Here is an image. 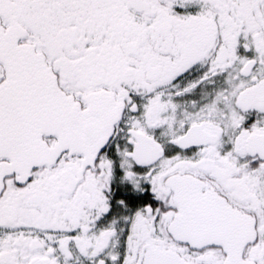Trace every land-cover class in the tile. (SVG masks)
Wrapping results in <instances>:
<instances>
[{
	"label": "snow or ice",
	"instance_id": "1",
	"mask_svg": "<svg viewBox=\"0 0 264 264\" xmlns=\"http://www.w3.org/2000/svg\"><path fill=\"white\" fill-rule=\"evenodd\" d=\"M0 264H264V0H0Z\"/></svg>",
	"mask_w": 264,
	"mask_h": 264
}]
</instances>
